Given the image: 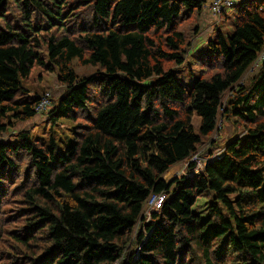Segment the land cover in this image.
<instances>
[{"label":"trees","instance_id":"obj_1","mask_svg":"<svg viewBox=\"0 0 264 264\" xmlns=\"http://www.w3.org/2000/svg\"><path fill=\"white\" fill-rule=\"evenodd\" d=\"M205 6L0 0V264H264V0L230 8L186 84ZM48 74L65 89L37 116ZM38 117L50 139L16 130Z\"/></svg>","mask_w":264,"mask_h":264},{"label":"rangeland","instance_id":"obj_2","mask_svg":"<svg viewBox=\"0 0 264 264\" xmlns=\"http://www.w3.org/2000/svg\"><path fill=\"white\" fill-rule=\"evenodd\" d=\"M206 4H210V1L208 0L206 2ZM225 12L228 16V22H229L228 24H225V19L220 20V24L217 23L216 21H213L210 23V22L206 21V15H207L206 13H204L203 16L201 15V19L203 18V22H202L203 24L201 23V19H200L201 35L199 36V38L197 40H195L193 47H192V50H191L189 56L187 57V60L185 61V63L179 69H177L176 76L179 78V80L181 82L189 84L191 82V79L193 78L190 71L192 70L194 73H197V71L199 70L198 65L195 63L196 59L199 56H201V54L203 52L208 51V46H207L208 40L207 39H209V40L216 39L217 33L214 31L215 28H217L219 25L221 26L222 22L224 21L223 26L220 27L219 30H221L223 32L225 37H230L232 35V33L234 31V20L230 14V13H232V9L226 8ZM205 23H210L211 24V25H209L210 27L208 26L209 28H206ZM206 30H207V33H203ZM204 37L206 39H204ZM77 69H78V73L81 75L90 74L93 72L92 68L77 67ZM155 79H156V77L151 78L150 80H148L144 83L146 85L152 84V82ZM41 85H42L43 89H45V90L48 89V93H50L52 99L58 97L65 89L62 85H60L58 83L57 76L55 74L46 75L43 82L40 84V86ZM51 103H52V101H51ZM193 125L195 127V132L197 134H200V118L196 117L194 119ZM73 126H74V124L72 122L63 121L62 124L59 125L58 127H56L53 131V135H54L56 141L59 143V145L62 147L63 150H65L68 146H70L72 144L73 135H72V132L70 131V129ZM31 128H34L33 129V136H35L36 138L43 137L45 139H50L52 125L47 124L46 119L44 117H42V118L38 117L37 119H34L33 121L21 123L16 127V130H25V129L29 130ZM13 132H11V133L9 132L3 138H7L8 136L12 135ZM231 134H232V129L228 125L227 126V135H226L225 139H227V137L229 138L231 136ZM9 138L12 142L16 141V139H17L16 135H12ZM198 164H199L198 168L201 169L203 167V164L201 163V158L198 159ZM186 167H187L186 164H180L177 167L173 168L166 175L165 180L167 182H170V180H172L174 176H176V175L182 176L186 172ZM147 213H148V209L145 212V214H146L145 217L149 218Z\"/></svg>","mask_w":264,"mask_h":264},{"label":"built area","instance_id":"obj_3","mask_svg":"<svg viewBox=\"0 0 264 264\" xmlns=\"http://www.w3.org/2000/svg\"><path fill=\"white\" fill-rule=\"evenodd\" d=\"M236 1L237 0H211V3L206 5L204 8L205 13L209 14L212 19L219 20L221 12L225 10L226 8H231L236 3ZM258 60L259 61L264 60V48H262ZM49 96H51L50 93L46 95V97L43 99V101L38 106L37 116L39 114L45 113L47 109L49 108V105H50ZM200 170H201L200 168H197L196 172H199ZM164 198H165L164 195H159V196L155 195L151 197L145 209V212L148 209V213H147L148 216H150L152 211H158L160 209V206L163 203Z\"/></svg>","mask_w":264,"mask_h":264},{"label":"crops","instance_id":"obj_4","mask_svg":"<svg viewBox=\"0 0 264 264\" xmlns=\"http://www.w3.org/2000/svg\"><path fill=\"white\" fill-rule=\"evenodd\" d=\"M205 1L207 2L208 0H205ZM209 1H210V3H211V0H209ZM237 1H241V0H237ZM237 1H236V2H237ZM206 14H207V13H206ZM206 21L211 23V22H213V21H215V20L212 19V18L210 17L209 14H207V15H206ZM210 23H205V27H206V28H209V27H210L209 25H211ZM202 24H203V23H202ZM203 26H204V25H203ZM208 26H209V27H208ZM205 27H204V28H205ZM204 30H205V29H204ZM203 33H207V30L204 31ZM207 36H208V35H207ZM204 39H206V38L204 37ZM201 49H202V48H201Z\"/></svg>","mask_w":264,"mask_h":264}]
</instances>
